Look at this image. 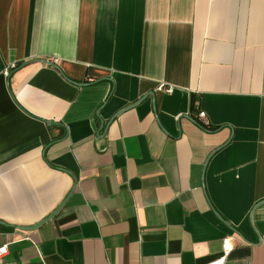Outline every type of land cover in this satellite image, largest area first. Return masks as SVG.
Listing matches in <instances>:
<instances>
[{
  "label": "crops",
  "instance_id": "crops-1",
  "mask_svg": "<svg viewBox=\"0 0 264 264\" xmlns=\"http://www.w3.org/2000/svg\"><path fill=\"white\" fill-rule=\"evenodd\" d=\"M226 237L264 264V0H0V264H209Z\"/></svg>",
  "mask_w": 264,
  "mask_h": 264
},
{
  "label": "built area",
  "instance_id": "built-area-1",
  "mask_svg": "<svg viewBox=\"0 0 264 264\" xmlns=\"http://www.w3.org/2000/svg\"><path fill=\"white\" fill-rule=\"evenodd\" d=\"M11 67H15V65L13 64ZM5 73L8 74V69L5 70ZM162 87H163V85H159V89H162ZM198 116L200 118H203L206 115H205V112L200 111ZM232 249H233V246H232L231 239L229 237L224 238L223 242H222L223 255L219 259L211 261L209 264H225V261H226L228 255L230 254V252L232 251ZM7 250H8L7 245L1 246L0 247V257H3L7 253ZM2 264H6V263L3 262ZM19 264H23V263H19Z\"/></svg>",
  "mask_w": 264,
  "mask_h": 264
},
{
  "label": "water",
  "instance_id": "water-1",
  "mask_svg": "<svg viewBox=\"0 0 264 264\" xmlns=\"http://www.w3.org/2000/svg\"><path fill=\"white\" fill-rule=\"evenodd\" d=\"M39 60H40L41 62H43V63L50 64V65H52V66H56L55 63L49 61L48 59H39ZM151 95H153V93H151ZM146 97H147V96L142 97L141 99H139L138 101H136V102L133 104V106H134V105H137V104H139V103H141ZM63 204H64V202H63V203H62V204H61V205H60V206H59V207H58L53 213H51L47 218L43 219L42 221H40V222L37 223L36 225H34V226H32V227H29V228H35V227L41 225L42 223H44V222L50 220L52 217H54V216H55V215L61 210Z\"/></svg>",
  "mask_w": 264,
  "mask_h": 264
}]
</instances>
